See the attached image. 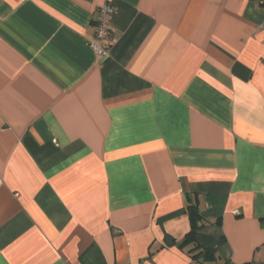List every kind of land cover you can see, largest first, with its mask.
I'll return each instance as SVG.
<instances>
[{
  "label": "crops",
  "instance_id": "crops-1",
  "mask_svg": "<svg viewBox=\"0 0 264 264\" xmlns=\"http://www.w3.org/2000/svg\"><path fill=\"white\" fill-rule=\"evenodd\" d=\"M192 206L212 264H264L263 6L0 0V264H193Z\"/></svg>",
  "mask_w": 264,
  "mask_h": 264
},
{
  "label": "built area",
  "instance_id": "built-area-1",
  "mask_svg": "<svg viewBox=\"0 0 264 264\" xmlns=\"http://www.w3.org/2000/svg\"><path fill=\"white\" fill-rule=\"evenodd\" d=\"M259 2L264 8V0H252ZM114 8L105 4L99 11L94 24H95V37L94 41L89 43V48L100 59H106L109 51L116 42L111 30V20L114 15Z\"/></svg>",
  "mask_w": 264,
  "mask_h": 264
},
{
  "label": "trees",
  "instance_id": "trees-1",
  "mask_svg": "<svg viewBox=\"0 0 264 264\" xmlns=\"http://www.w3.org/2000/svg\"><path fill=\"white\" fill-rule=\"evenodd\" d=\"M189 217L191 221V231L186 237V242L192 244V249L189 251V253L191 259L194 262L193 264H212L214 262V255L201 250L200 247L195 243V232L201 226V224L198 223L200 220V216L195 206L191 207Z\"/></svg>",
  "mask_w": 264,
  "mask_h": 264
}]
</instances>
